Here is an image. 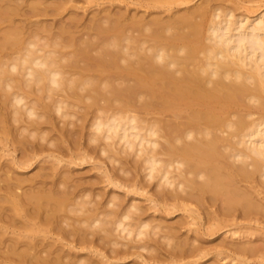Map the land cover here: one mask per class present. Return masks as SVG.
I'll use <instances>...</instances> for the list:
<instances>
[{
  "label": "bare ground",
  "instance_id": "1",
  "mask_svg": "<svg viewBox=\"0 0 264 264\" xmlns=\"http://www.w3.org/2000/svg\"><path fill=\"white\" fill-rule=\"evenodd\" d=\"M52 1L0 0V264H264V0H86L88 21ZM30 16L53 20L13 24ZM77 111L101 181L146 208L71 179L86 151L42 154L77 146L54 120ZM36 162L50 165L28 177ZM149 211L181 212L192 236Z\"/></svg>",
  "mask_w": 264,
  "mask_h": 264
},
{
  "label": "rangeland",
  "instance_id": "2",
  "mask_svg": "<svg viewBox=\"0 0 264 264\" xmlns=\"http://www.w3.org/2000/svg\"><path fill=\"white\" fill-rule=\"evenodd\" d=\"M14 1H17V0H14ZM19 2L21 1V0H18ZM39 1V0H38ZM45 1V3L46 2H48V3H51V2H53L52 0H44ZM56 1V0H55ZM40 2H41V0H40ZM74 4L75 5H78V7H81V8H83V6H84V9L86 10L87 9V11H86V13H84V14H86V15H84L83 14V11H78L79 12V14H82V15H84V16H92V12H95V11H97L98 10V7L96 6H91V4L89 5V3L86 1V0H74ZM43 3V2H42ZM79 3V4H78ZM88 3V4H87ZM107 8H105V7ZM102 7V6H101ZM115 9H113V8ZM120 7H121V5H120ZM103 9L105 8V10H109V8L111 9V12H118L117 11V9H118V5L116 4V5H103V7H102ZM83 9V10H84ZM97 9V10H96ZM122 9H123V6H122ZM264 9V7L263 8H261V9H259L257 12H256V14L257 13H260L262 10ZM100 10V9H99ZM130 11L132 12L133 10L130 8ZM82 12V13H81ZM131 12H130V14H131ZM134 12V11H133ZM132 12V13H133ZM237 13H239V12H237ZM89 14V15H88ZM133 14H135V13H133ZM138 15H142L141 14V12L140 13H138ZM255 15V14H254ZM155 16V15H154ZM252 16V15H251ZM31 18V20L33 21V23H32V21H29V20H27L26 19V17H24L25 19H23V18H21V17H19V18H15L16 19V21H15V19H14V22H13V24H15V22H17L15 25H17L18 27H20V25H23L24 24V21H28L30 24H34V25H37L38 23V25H40V27L42 26V24H40L41 22H44V24H46L47 25V23H51L52 21L51 20H53V18H51V20H49V18L50 17H47V21L49 20V22H47V21H45V17H43L42 19H40L41 17H39V18H37V17H32V16H30ZM67 17V16H66ZM27 18H29L28 16H27ZM88 18H90L91 19V17H87V18H85V19H87V21L89 20ZM151 18V17H150ZM21 19H22V21H23V23H22V21H21ZM38 19V20H37ZM59 19V18H58ZM65 19H67V18H63V20H62V22H64L65 21ZM149 19V18H148ZM18 20H19V22H18ZM40 20V21H39ZM39 21V22H38ZM2 22V20H0V24H2L1 23ZM36 22V23H35ZM3 23H4V25L2 24V26L0 25V28H1V30H0V32H8L9 30H11V29H9L10 27H11V25L9 26V24L8 23H10V22H6V21H3ZM19 23V24H18ZM8 24V25H7ZM26 24H28L27 22H26ZM44 24H43V26H44ZM9 26V28L7 29V27ZM34 29V28H33ZM42 31V30H41ZM41 31H38V34L42 37V35L41 34H45L46 36H48L49 34H47V33H45V32H41ZM57 31V30H56ZM56 31H52V32H56ZM29 32V31H28ZM1 35H2V33H0ZM90 34H92V33H90ZM45 35H43V36H45ZM111 35V34H110ZM25 37H27V35L25 36ZM78 37L79 36H76V38L78 39ZM43 38H45V37H43ZM84 38H85V36H84ZM66 40V44H68V45H70V42L72 41V40H69V39H65ZM69 40V41H68ZM72 42H74V41H72ZM71 45H72V43H71ZM75 45L77 46V44H75V42H74V45H72V47L74 48V49H71L70 51H73V50H75V48H76V50H77V48L79 47H75ZM71 47V46H70ZM71 47V48H72ZM80 48H82V46L80 47ZM80 48H78V49H80ZM70 49V48H69ZM75 50V53L76 54H78V53H80V52H78V51H76ZM81 50H83V49H81ZM69 51V50H68ZM84 51V50H83ZM85 52V51H84ZM95 52L93 51V52H91V54H93L94 56L96 55V54H94ZM9 54H11V53H9ZM83 53L81 52V55H82ZM79 55V54H78ZM80 55V56H81ZM106 59V58H105ZM105 61H109V59L107 60H105ZM104 62V61H103ZM106 63H108V62H105V64ZM110 63V62H109ZM89 64H90V62H89ZM98 64H100V63H98ZM81 65H83L82 63H81ZM103 65H104V63H103ZM109 65V64H108ZM108 65H106L105 67H107L108 68ZM16 72H14V74H15ZM97 75V74H96ZM14 76H17V74L16 75H14ZM19 88H21V87H19ZM32 90H31V89ZM30 88H21V89H18V87H15V86H13V88L11 89V90H9V94H15V95H20V96H24L23 97V99H24V102H29V101H35L36 99L35 98H43V94H45V92H43L44 90L43 89H41L40 90V87L38 88V87H33V88H35V89H33L32 87H30ZM38 89V91H36ZM28 90V91H27ZM35 90V91H34ZM30 91V92H29ZM12 92H14V93H12ZM17 92V93H16ZM41 92V93H40ZM32 93V94H31ZM2 94V92H0V97L1 96H5V95H1ZM59 94H61V93H59ZM58 93H56V96L57 95H59ZM28 95V96H27ZM41 96V97H40ZM56 96H53V94H52V96L51 97H54V98H56ZM27 97H29V99L27 98ZM45 97V96H44ZM58 97V96H57ZM2 98V97H1ZM26 98V99H25ZM54 98H51V99H54ZM45 99V98H44ZM48 101H50L49 99H48ZM45 102H47L46 100H45ZM38 113H41V111L40 110H38L37 111ZM78 111H77V117H75V118H72V119H70V118H68V120L66 121L67 122V126H66V124H65V122H64V124H62L63 123V121L64 120H62V122L60 121H58V120H60V118L59 117H55V118H57V119H55L54 117H52V120H53V118H54V120L58 123H56L54 120V122L56 123V125H55V129L56 130H60L61 128H58V127H63L64 129H66V130H68L69 132H70V130H69V128H71V131H72V128L73 129H75V127L78 129V126H81L82 128H80V129H78V130H80L81 131V129H82V131L81 132H84V135H85V131L83 130V129H85L86 131L88 130V129H86L87 127H88V125H89V123L90 122H88V121H90L89 119H91V118H88V119H86L85 120V125H84V123L82 124V125H84L85 126V128H84V126H82V125H79V123L78 122H80V121H84V119H83V117L80 115V114H82V113H79V115H78ZM79 116V117H78ZM80 117L83 119V120H80V121H78V119H80ZM88 117H90V116H88ZM73 121V122H75V120H76V124L75 125H72L71 123L72 122H70L69 123V121ZM88 120V121H87ZM78 121V122H77ZM54 123V124H55ZM68 123H69V125H68ZM78 123V124H77ZM81 123V122H80ZM88 123V125H86ZM72 126V127H71ZM87 126V127H86ZM47 130H50V133H52L51 132V128L49 129V127L50 126H44ZM66 127H69V128H66ZM58 128V129H57ZM46 129H44V130H46ZM77 129H75L76 131H75V134H78L77 136H80L82 133H80V131L78 132L77 131ZM46 130V131H47ZM49 131H47V133H48ZM73 132H74V130H73ZM88 134H89V132H86V136L84 137L83 136V134L81 135L82 137H83V140L81 139V137H77V136H75L76 137V141L75 142H77L78 141V139H80V141L79 142H77V146H76V143H75V145H73V143H72V145H70L71 143H66V145H69V146H67L66 147V145H65V147L67 148H63V150L61 151L60 150V153H58L59 151H57L56 152V150H53V149H51V148H49L50 150H48V152H47V150H45L42 154L43 155H46V154H48L51 150H52V152H55V153H52V155L54 154L56 157H58V158H60V159H64L63 161H67V160H69V159H67V158H69V154L66 152V151H68V150H71V153L73 152V153H78V151H79V153H83L84 151H86V154L88 155V158L89 157H91V158H93V161L91 160H89L90 162H87V163H83V164H81V163H79V162H77L78 164H80V165H78V166H70L68 169L69 170H71V171H69V175L71 174V179H74V180H76L77 182H82L81 184H85L86 182L87 183H90V184H93V189L92 188H90V189H88V190H90V193H94V194H101L100 196H102L103 197V195L102 194H104V198H107V196L108 195H110V194H112V192L114 193V194H116V196H118V197H121L122 199H123V204H127V203H135V204H137V205H139L140 207H142V205H143V207L142 208H146V206H148V203L146 202V201H144L145 199L143 198V197H139V196H136V195H130V194H126L125 193V191H122V190H119V189H112V187L111 186H109V185H107V183H105V182H102V181H104V179L101 181V179H102V172H99L100 170L102 171L103 170V168L102 169H100L99 167H100V165H103V163H105V161H106V159H103L104 157L103 156H97L96 155V153H91L92 151L93 152H95L94 150H91L89 147H88V143L84 140V138L85 139H87V137H88ZM49 135V134H48ZM53 135V136H52ZM52 135H50L49 137L50 138H53L54 137V135H55V133L53 132V134ZM55 138H56V136L54 137V140H55ZM78 138V139H77ZM53 139H50V141H52ZM86 142V143H85ZM44 144V143H43ZM88 144V145H87ZM79 145V146H78ZM86 145H87V148H86ZM90 145H91V143H90ZM94 145V144H93ZM99 145V144H98ZM70 146H74L75 148H72V147H70ZM81 146V147H80ZM96 146V145H95ZM91 147H92V145H91ZM94 147V146H93ZM93 147H92V149H93ZM77 148V149H76ZM82 148V149H81ZM83 148H85V149H83ZM90 150H89V149ZM96 148V147H95ZM94 148V149H95ZM78 150V151H77ZM64 151V152H63ZM81 151V152H80ZM87 151H89V154L87 153ZM51 153H49V154H51ZM57 153V154H56ZM67 153V154H66ZM17 155H18V153H17ZM41 155V154H40ZM96 155V156H95ZM63 158H62V157ZM68 156V157H67ZM45 157V156H44ZM100 157V158H99ZM103 157V158H102ZM65 161V162H66ZM96 161V162H95ZM36 164V165H35ZM33 166H32V168L30 169V170H28V172H26V174H27V176L28 177H31L33 174H35V173H37V172H39L40 170H39V166L40 167H42V166H44V169H47L48 168V165H50V164H48V163H45V165L42 163V162H40V163H35ZM99 164V165H98ZM96 166V167H95ZM71 168V169H70ZM95 168H97V170L95 169ZM65 170H67V169H65ZM99 170V171H98ZM68 172V171H67ZM79 172V173H78ZM26 174H25V176H26ZM75 174V175H74ZM101 174V175H100ZM100 176H101V178H100ZM81 179V180H80ZM74 180H72V181H74ZM80 180V181H79ZM85 180V181H84ZM101 183H99V182ZM83 182H85V183H83ZM93 182V183H92ZM97 182V183H96ZM74 183H75V181H74ZM78 183V184H79ZM86 183V184H87ZM95 183H96V185H95ZM105 183V184H104ZM86 184L84 185V187L86 186ZM99 186V187H98ZM95 190V191H94ZM119 190V191H118ZM105 195H106V197H105ZM120 198V199H121ZM121 199V200H122ZM131 199V200H130ZM135 199V201L133 202V200ZM144 199V200H143ZM130 201V202H129ZM143 203V204H142ZM155 213V214H154ZM153 215V216H152ZM147 216L148 217H150L151 218V220H152V217H153V220H155V221H157L158 223H161V222H163V224L162 225H164L165 227L168 225V226H170V227H180L179 228V230H180V232H179V237H180V239H185V238H188V237H190V236H192L191 235V233L190 232H188L189 230L188 229H190V226L188 227V226H186L185 225V227L182 225V220H186V218L184 217L185 215H183L181 212H177V213H175V214H173V215H171V216H166V215H164V214H158V213H156V212H154V211H149V212H147ZM182 216V217H181ZM184 220V221H185ZM187 221V220H186ZM179 223V224H178ZM173 224V225H172ZM176 225V226H175ZM191 229H192V227H191ZM223 231H225V230H223ZM183 233V234H182ZM186 236V237H185ZM218 237V235L216 236V239L215 238H211V239H207V243H206V245H208L209 244V246L210 245H213V244H215L216 242H218L220 239H222V237L223 238H225L226 237V235L224 234V235H221L219 238H217ZM205 242V241H204ZM143 255H145L144 254V252H143ZM208 258V259H207ZM205 260H204V263L205 264H213V262L216 260L217 261V259H215V258H213V256H209V257H207ZM213 258V259H212ZM214 260V261H213ZM140 262V260H138V259H134V258H129L126 262H124V263H119V264H138ZM207 262V263H206ZM221 262V263H220ZM215 264H229L228 263V260L226 261H224L223 260V262L222 261H219V259H218V262L217 263H215ZM231 264H235V263H231Z\"/></svg>",
  "mask_w": 264,
  "mask_h": 264
}]
</instances>
